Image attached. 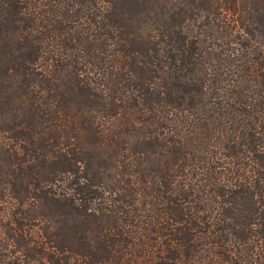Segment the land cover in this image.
<instances>
[{
    "label": "trees",
    "instance_id": "16d2710c",
    "mask_svg": "<svg viewBox=\"0 0 264 264\" xmlns=\"http://www.w3.org/2000/svg\"><path fill=\"white\" fill-rule=\"evenodd\" d=\"M0 264H264V0H0Z\"/></svg>",
    "mask_w": 264,
    "mask_h": 264
},
{
    "label": "rangeland",
    "instance_id": "374dc122",
    "mask_svg": "<svg viewBox=\"0 0 264 264\" xmlns=\"http://www.w3.org/2000/svg\"><path fill=\"white\" fill-rule=\"evenodd\" d=\"M14 204V203H13ZM15 205V204H14Z\"/></svg>",
    "mask_w": 264,
    "mask_h": 264
}]
</instances>
